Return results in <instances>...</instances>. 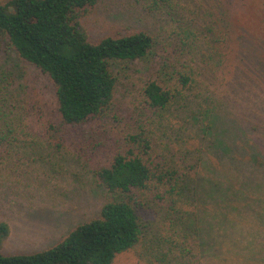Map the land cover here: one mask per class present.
Segmentation results:
<instances>
[{"label": "rangeland", "instance_id": "rangeland-1", "mask_svg": "<svg viewBox=\"0 0 264 264\" xmlns=\"http://www.w3.org/2000/svg\"><path fill=\"white\" fill-rule=\"evenodd\" d=\"M153 5L97 0L82 18L92 41L143 29L155 45L146 58L115 65L111 108L80 125L61 118L49 76L20 58L8 40L0 41V219L11 229L4 253L42 251L98 216L115 195L99 184L94 171L110 164L136 118L153 114L144 100L145 83L167 78L179 85L186 73L192 78L189 108L177 105L149 129L160 151L170 149L165 154L172 158L177 147H186L183 143L208 153L211 133L217 134L210 131L221 130L225 121L236 141L229 142L222 161L214 154L212 174L201 161L189 167L196 158L179 165L193 182L202 174L209 185L222 170L229 184H222L224 195L210 194L208 204L206 197L186 190L172 208L138 192L135 199L144 202L138 211L140 241L113 264H264V166L255 168L254 177L237 170L248 159L259 164L264 154V0ZM196 118L200 123L190 126ZM201 206L207 212L197 219Z\"/></svg>", "mask_w": 264, "mask_h": 264}, {"label": "trees", "instance_id": "trees-1", "mask_svg": "<svg viewBox=\"0 0 264 264\" xmlns=\"http://www.w3.org/2000/svg\"><path fill=\"white\" fill-rule=\"evenodd\" d=\"M147 1L157 6L168 0ZM96 2L9 0L0 4V41L8 40L20 58L49 76L55 87L58 111L63 121L70 125L84 124L104 116L112 106L118 82L115 65L123 60L144 59L155 45L154 37L143 29L92 41L82 18ZM191 81L190 75L183 73L179 77L180 86L167 78L165 83L158 79L145 83L144 100L153 114L145 111L136 118L125 132L123 143L110 164L94 171L99 184L115 195L104 203L98 216L78 224L58 243L42 251L13 254L2 251L11 229L0 219V264H113L118 254L130 250L140 241L142 224L138 211L144 202L135 199L138 192H148L146 195H153L155 201L168 202L170 208L186 194V190L199 194V199L206 197L207 204L210 194L213 197L215 193L224 195L222 184H229L230 179L222 170L207 185L202 174L198 182L191 181L190 173L182 169L179 161L196 158L189 167L195 168L201 161L200 167L212 174L214 154H218L222 161L229 142L236 141L237 134L230 132L225 121L220 123L221 130L213 127L210 131L217 134L213 136L211 133L210 142L205 146L208 153L198 154V150H191L187 143H183L188 148L177 147L172 158L165 154L170 149L160 151V144L149 129L157 116L162 118L160 114L178 110L177 105L189 108L192 99L186 92ZM200 121L196 118L189 125L197 127ZM1 140L0 131V143ZM260 160L258 164L255 159L253 162L248 159L236 169L240 172L248 170V177H254L255 168L264 166V154ZM231 162L234 163V159ZM203 207L196 213L197 219L207 212Z\"/></svg>", "mask_w": 264, "mask_h": 264}]
</instances>
